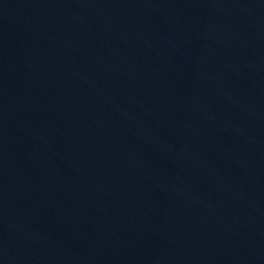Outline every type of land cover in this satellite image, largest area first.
<instances>
[{
  "label": "water",
  "instance_id": "obj_1",
  "mask_svg": "<svg viewBox=\"0 0 264 264\" xmlns=\"http://www.w3.org/2000/svg\"><path fill=\"white\" fill-rule=\"evenodd\" d=\"M264 166V0H0V264H169Z\"/></svg>",
  "mask_w": 264,
  "mask_h": 264
}]
</instances>
